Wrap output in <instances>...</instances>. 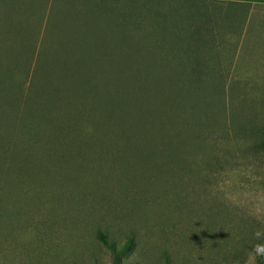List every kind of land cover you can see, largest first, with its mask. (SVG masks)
Wrapping results in <instances>:
<instances>
[{
	"label": "rangeland",
	"instance_id": "1",
	"mask_svg": "<svg viewBox=\"0 0 264 264\" xmlns=\"http://www.w3.org/2000/svg\"><path fill=\"white\" fill-rule=\"evenodd\" d=\"M168 4L149 10L152 3L143 0H0V46L14 53L12 61L0 57V69L12 70L6 86L10 80L20 84L12 87L11 98L20 105L28 87L40 90L42 77L51 78L58 90L67 88L66 95L71 91L65 78L27 75L22 64H29L17 56L24 35L38 32L43 39L83 46H143L145 31L169 46L174 18L168 11L173 2ZM46 52L50 56L51 49ZM246 71L255 73L250 66ZM262 77L264 71H256V78ZM116 79L144 85V100L136 108L141 116L145 108L156 110L145 116L143 138L113 136L105 144L113 154L129 150L147 153L146 158L135 159L130 168L112 163L110 150L88 154L74 141L72 156L62 151L57 158L52 149V166L44 159L34 168L20 145L15 172L21 167L24 179L33 180L20 183L16 173L3 174L7 164L1 152L0 178L10 183L0 194V264H111L105 244L118 247L127 240L131 246L120 264H264V151L246 150L251 142L246 137L240 142L233 133L264 127L262 80H229L225 94L220 89L213 95L206 79H197L194 91L185 89L191 79L170 74ZM133 104L123 107L128 113L118 122L135 125L136 132L144 128L139 120L131 123ZM11 131L0 127V133ZM102 131L97 128L95 135L103 136ZM133 159L126 160L132 164Z\"/></svg>",
	"mask_w": 264,
	"mask_h": 264
},
{
	"label": "trees",
	"instance_id": "2",
	"mask_svg": "<svg viewBox=\"0 0 264 264\" xmlns=\"http://www.w3.org/2000/svg\"><path fill=\"white\" fill-rule=\"evenodd\" d=\"M164 2H149L153 6H149L148 9L151 10L153 7L157 9L159 3ZM168 3L167 9L171 7V4ZM171 10H173V7ZM141 35L145 42L143 46H83L60 43L54 40L53 37L43 39V37H39L38 32L32 37L24 35L23 44L20 46L21 49L17 52V56L19 62L29 64H22V67L26 68V72L28 69L30 71L27 75L34 79L39 75L38 73H43L48 77L65 78L64 83L68 85L71 91L69 95H66L63 91L67 88L58 90L57 84H51V78L42 77L45 81L39 87L40 90L33 92L30 89H34V87H28L25 99L19 105L11 96L13 95L12 87H19L20 84L12 83V80H10L11 85L6 86L9 83L6 79L11 77L9 75L12 70L8 68L0 69V127L6 128V126H9L12 128L11 132L0 133V153L2 152L3 156L6 157L4 161L6 160L5 164H7L3 174L6 173L8 176V174L16 173L14 168L17 162L15 151L20 145L27 151L26 156L34 164V168H38L41 163L40 160L44 159L47 162V167L52 166H48L49 159L54 158L52 149H55L58 155L57 158L62 151L72 156L74 152L71 147L74 146V141H76V144L81 143L83 150H87L88 154L95 150H100L106 154L110 150L112 163L119 161L122 165L130 168L134 167L133 162L135 163V159L146 158L147 153L132 152L130 154L129 150L118 149L113 154L114 151L107 148L110 146L105 144V140L113 136L120 138L122 141L131 140L130 138L136 136L143 138L142 133L146 132L145 119L148 118L151 112L149 110H156L155 108H149V110L145 108L146 118L141 116L136 108L140 105L141 99L144 100V85L137 83L136 86H130L126 82H117L116 77L127 76L135 79L138 76L170 74L180 79H191L187 82L188 85L185 88L190 91L197 88V79H206L207 84L212 86L210 89L213 95L220 94L218 92L221 88L213 87L216 80L207 78L206 48L174 46V37H169V46H163L160 43V38L163 39V37L150 36L145 31H142ZM146 38L148 39L146 40ZM148 40L149 44L155 43L158 46H145ZM26 43L30 45L27 46ZM3 48L6 51H3ZM47 48L51 49L50 56L46 52ZM12 51L9 46H0V57H4V62L7 60L12 61L11 57L14 55ZM148 53L152 54L153 57L148 58ZM57 54L59 57L55 58ZM41 55H47L48 57L42 59L39 57ZM192 74H195L197 78H192ZM45 84L48 85L47 88H43ZM140 86L144 88L142 89ZM130 102L134 103L133 110L136 111H134L135 117L131 123L139 120L144 128L139 129V131L136 130V132L135 125H124L118 122L120 119L125 118L128 112L123 107H127ZM179 123L177 122L176 126ZM97 128L103 130V136H100V134L95 135ZM233 133L241 140L240 142L245 137L248 142H251L246 150L254 153L258 149L264 151V127L237 129ZM92 139L100 145L89 146L86 140ZM5 144L8 147L1 148ZM54 146L55 148H53ZM40 149L45 150L46 155L39 156L38 154V158H36ZM4 153H6V156ZM129 155L134 157L132 164L126 160ZM20 168L16 176L22 178L19 181L21 183V180L25 181L28 178L24 179L26 175L21 172ZM2 169L0 166V172ZM9 180L7 178L3 182L0 178V194L4 192L6 182L10 183ZM17 180L19 179L17 178ZM27 181L31 183L33 180L29 179ZM1 184H3L2 190ZM1 195L0 202H2ZM103 235L101 234L102 237ZM103 239L105 240L104 237ZM130 243L127 240L118 247L113 242L105 244L112 253L111 264L121 263V256L129 250ZM260 255L264 257V244L261 245Z\"/></svg>",
	"mask_w": 264,
	"mask_h": 264
},
{
	"label": "crops",
	"instance_id": "3",
	"mask_svg": "<svg viewBox=\"0 0 264 264\" xmlns=\"http://www.w3.org/2000/svg\"><path fill=\"white\" fill-rule=\"evenodd\" d=\"M148 1L173 2L174 46L206 48L207 78L224 94L229 80L264 83L256 78V71H264V0Z\"/></svg>",
	"mask_w": 264,
	"mask_h": 264
}]
</instances>
